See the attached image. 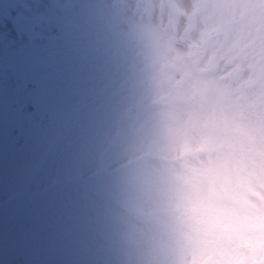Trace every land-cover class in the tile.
I'll return each mask as SVG.
<instances>
[{"label": "rangeland", "instance_id": "374dc122", "mask_svg": "<svg viewBox=\"0 0 264 264\" xmlns=\"http://www.w3.org/2000/svg\"><path fill=\"white\" fill-rule=\"evenodd\" d=\"M145 1L0 8V264H164L177 158L264 168V0ZM165 20L161 47L220 56L211 86L150 71Z\"/></svg>", "mask_w": 264, "mask_h": 264}, {"label": "clouds", "instance_id": "9594fccd", "mask_svg": "<svg viewBox=\"0 0 264 264\" xmlns=\"http://www.w3.org/2000/svg\"><path fill=\"white\" fill-rule=\"evenodd\" d=\"M150 71L163 73L181 91L193 80L211 86L222 74L221 58L210 48L178 52L161 38L174 36L165 20L145 25ZM161 159L167 160L166 154ZM164 264H250L264 260V168L240 162L177 158L168 195Z\"/></svg>", "mask_w": 264, "mask_h": 264}]
</instances>
